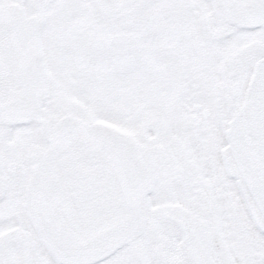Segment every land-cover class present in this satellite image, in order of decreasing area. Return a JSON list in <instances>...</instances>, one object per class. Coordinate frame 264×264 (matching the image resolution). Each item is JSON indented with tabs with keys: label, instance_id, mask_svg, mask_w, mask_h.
<instances>
[{
	"label": "snow or ice",
	"instance_id": "snow-or-ice-1",
	"mask_svg": "<svg viewBox=\"0 0 264 264\" xmlns=\"http://www.w3.org/2000/svg\"><path fill=\"white\" fill-rule=\"evenodd\" d=\"M0 264H264V0H0Z\"/></svg>",
	"mask_w": 264,
	"mask_h": 264
}]
</instances>
